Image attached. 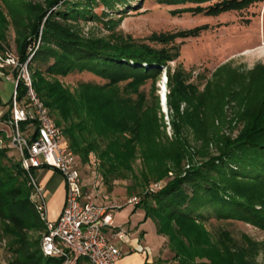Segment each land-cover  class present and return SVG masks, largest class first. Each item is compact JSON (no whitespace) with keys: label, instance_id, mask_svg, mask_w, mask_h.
Here are the masks:
<instances>
[{"label":"trees","instance_id":"1","mask_svg":"<svg viewBox=\"0 0 264 264\" xmlns=\"http://www.w3.org/2000/svg\"><path fill=\"white\" fill-rule=\"evenodd\" d=\"M136 1L145 0H0V20L6 23L5 8L15 30L19 63L25 64L30 51H35L29 62L35 91L81 163L89 164L93 155L97 159L99 189L102 183L110 189L116 180L133 174L138 157L144 163V184L150 177L159 180L173 174L161 190L139 200L135 209L143 208L146 217L154 220L179 264H264L257 260L260 245L251 238L244 236L238 244L227 230L213 238L205 226L215 218L264 231V66L244 72L223 64L201 90L190 82L191 73L180 65L172 70L169 64L181 56L178 40L196 38L207 27L153 34L149 40L162 48L122 35L83 34L81 21L100 20L95 7L102 5L104 16H122L135 9ZM155 1L186 6L173 11L174 15H219L264 3ZM39 40L41 45L34 50ZM5 53L0 42V54ZM50 61L43 71L39 63ZM164 68L172 138L163 129L155 95ZM84 72L105 83H81L72 92L58 79ZM149 81L152 102L141 91ZM17 90L19 101L25 100L27 88L22 81ZM6 118L1 121L0 140L7 135ZM26 125L22 124L23 129ZM227 128L238 131L234 139L224 132ZM9 153L0 147V248L8 256L6 262L62 264L41 252L46 223L18 154ZM195 156L200 162L185 170L184 163Z\"/></svg>","mask_w":264,"mask_h":264},{"label":"rangeland","instance_id":"2","mask_svg":"<svg viewBox=\"0 0 264 264\" xmlns=\"http://www.w3.org/2000/svg\"><path fill=\"white\" fill-rule=\"evenodd\" d=\"M29 1L43 2L44 0ZM221 1L222 0H217L215 2ZM212 4L213 3L205 4L203 6ZM133 6H136L134 10L122 16L112 13L108 16H104V7L102 5L95 7L93 12L100 20L81 21L80 24L83 34L95 37H107L112 34L122 35L125 38L131 37L136 42H144L152 47L162 48V45L149 40L153 34L207 27V29L196 38L184 41L178 40L177 43L181 45V56L176 62L169 64L172 70L180 65L187 73H191L190 82L197 84L201 90L208 80L212 78V74L215 70L223 64L228 63L231 68L244 72H250L259 65L264 66V3L255 4L243 11L226 12L219 15H193L191 13L174 15L173 11L186 6L159 5L155 0H145L142 3L136 1ZM3 11L7 20L6 23H2L0 20V42L6 53L18 57L15 30L10 23V18H8L6 14V9L4 8ZM40 45L41 43L39 40L34 44V50H37ZM34 52L30 51L32 55ZM32 55L30 58H32ZM52 63L53 61L49 63H39V66L45 71L48 65ZM0 70L3 73L2 77H5L6 74L10 76L13 75V69L11 67ZM165 74L166 69L164 68L161 79L155 84V95L159 97V114L163 118V129L166 135L172 138L174 136L172 111L170 107H168L169 111L165 113V108L161 105L160 92L162 93V81L166 78ZM58 79L72 92H74L81 83H94L99 85L105 83L101 78L87 72L74 73L68 77H59ZM166 81H168L167 78ZM3 85H7V88L4 90L5 98L10 99L12 85L6 81L3 82ZM124 85L125 84H123V86ZM152 88L151 81L141 87V91L145 92L146 98L150 102L153 101L154 93L152 92ZM134 97H136V95H134ZM2 109L3 107H0V110ZM0 126L2 125L0 124ZM224 132L227 136H231L232 139H234L238 133L237 130L231 132L229 128L225 129ZM7 134H10L9 127H7ZM8 135L0 141V147L9 149V155H11L15 153V150L11 145V140ZM62 140L68 146L64 134ZM191 146L194 147V143L191 142ZM212 152L216 154L214 149H212ZM199 162L200 158L196 156L193 157V161L188 159L184 163V169L188 170L191 166ZM97 163L98 161L94 155L91 156V162L89 164L83 165L81 163L83 181L90 192L95 182H97V185L101 183L97 171ZM132 166L134 171L133 174H130L124 180H116L113 182L110 189L102 183V189L97 188L96 194H99L97 201L108 207L116 206L120 208L115 214L117 219L115 227L124 228L123 231L127 234V240L129 242L136 239L141 240V245L148 249L150 255H154L155 257L159 255L161 248L164 246V250L160 253L162 257L156 261V264H179L178 261L174 259V253L170 250L169 239L158 234L154 220L150 217H146V212L143 208L139 207L135 209L134 206L127 205L129 199L137 197L139 200H142L147 195H151L152 193H150L149 190L152 185L168 182V180L173 177V174L169 173L168 177L159 180L150 177L148 183L144 184L141 176L144 169L142 158L138 157ZM32 173L37 182L41 185L45 177L50 173H54L50 184L44 188L47 191L48 203L51 201L52 197L56 200L55 192L61 189L62 181L64 180L63 176L58 171L50 168L34 170ZM102 196L107 197V200L105 201ZM205 226L212 234L213 238L217 237L220 230L229 231L238 244L243 243L244 236L251 238L260 245V251L257 257L258 262L264 263V231L244 224L243 222L218 221L215 218H211L207 221ZM114 244L120 247L123 252L126 251L127 243H124L122 240L116 238ZM7 257L5 250L0 248V264H4L3 262L7 260Z\"/></svg>","mask_w":264,"mask_h":264},{"label":"built area","instance_id":"3","mask_svg":"<svg viewBox=\"0 0 264 264\" xmlns=\"http://www.w3.org/2000/svg\"><path fill=\"white\" fill-rule=\"evenodd\" d=\"M30 59L21 64L13 54H0V69H13L12 76L6 74L4 77L13 81L15 86L11 117L7 121L10 134L7 135L19 156L21 167L29 176L32 198L46 223L40 239L41 252L45 258L59 259L62 264H118L125 253L109 239L106 231L111 229L115 239L129 242L123 229L114 228V216L120 208L98 203L97 182L92 185L91 192L84 184L79 157L62 140V130L35 91L29 70ZM20 81L27 88L23 101L18 99ZM24 123L27 124L25 129L22 127ZM42 168L56 170L64 179L66 202L56 221L49 220L47 191L32 173ZM164 184L152 185L149 192H158ZM103 198L107 200V197ZM138 203L137 197L127 201L128 206L135 207ZM135 251L150 255L148 249L141 245Z\"/></svg>","mask_w":264,"mask_h":264},{"label":"crops","instance_id":"4","mask_svg":"<svg viewBox=\"0 0 264 264\" xmlns=\"http://www.w3.org/2000/svg\"><path fill=\"white\" fill-rule=\"evenodd\" d=\"M6 81L7 83H10L12 85V92L10 99L5 98L4 95V90L7 88V85H3V82ZM14 83L11 80H7L4 77H2V72L0 70V107H3L2 110H0V124L4 125V122H1L4 119V116H9V118H6V121H8L11 117V102H12V97H13V92H14ZM54 176V173H50L47 177H45L42 181V186L46 188L47 185L50 184L51 178ZM56 200L51 199V201L48 203V217L52 221H56L59 216L62 213V210L65 206L66 202V188H65V183L64 180L62 181V187L60 190H56ZM49 195V194H48ZM116 217L114 216V228L115 229H124L123 227H115L116 225ZM121 226V225H120ZM107 235L109 239H111L113 242L115 238L112 236L111 229H108ZM126 251H124L125 256L120 260L118 264H156V261H158L162 255L160 254L162 250H164V246L161 248L160 253L157 257L154 255H146L143 253H139L135 251V248L138 245H141V240H132L126 244ZM142 246V245H141ZM4 264H7V262H3Z\"/></svg>","mask_w":264,"mask_h":264},{"label":"bare ground","instance_id":"5","mask_svg":"<svg viewBox=\"0 0 264 264\" xmlns=\"http://www.w3.org/2000/svg\"><path fill=\"white\" fill-rule=\"evenodd\" d=\"M167 78V77H166ZM166 78H165V80L163 79V87H162V93L160 92V95H161V101H162V103H161V105H163V108H165V111H169L168 110V105H167V103H168V88H167V81H166ZM165 83V84H164Z\"/></svg>","mask_w":264,"mask_h":264}]
</instances>
